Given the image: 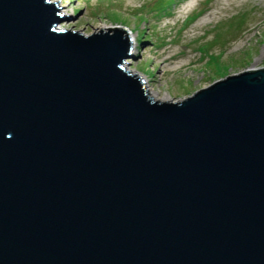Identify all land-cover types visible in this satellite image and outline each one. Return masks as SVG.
I'll use <instances>...</instances> for the list:
<instances>
[{"label":"water","instance_id":"95a60500","mask_svg":"<svg viewBox=\"0 0 264 264\" xmlns=\"http://www.w3.org/2000/svg\"><path fill=\"white\" fill-rule=\"evenodd\" d=\"M59 7L0 0V264H264V65L157 102Z\"/></svg>","mask_w":264,"mask_h":264},{"label":"rangeland","instance_id":"374dc122","mask_svg":"<svg viewBox=\"0 0 264 264\" xmlns=\"http://www.w3.org/2000/svg\"><path fill=\"white\" fill-rule=\"evenodd\" d=\"M58 1L65 15L80 10L59 22L60 30L87 35L110 24L133 37L129 54L137 57L122 63L158 96L168 95L157 102L184 99L225 75L264 65V0Z\"/></svg>","mask_w":264,"mask_h":264},{"label":"bare ground","instance_id":"6f19581e","mask_svg":"<svg viewBox=\"0 0 264 264\" xmlns=\"http://www.w3.org/2000/svg\"><path fill=\"white\" fill-rule=\"evenodd\" d=\"M54 3H55V6L56 7H58V6H61V3H60V1H58V0H54ZM58 9V12L62 15H65L67 12H66V10H64V9H62V8H57ZM107 27H109V28H111L112 26L110 25V24H100V25H97L95 28H97V29H107ZM61 28V26H59V25H57L56 27H55V29H60ZM127 37H128V40H129V42H130V44H129V50H130V52H132V49H133V46H134V40H133V37H131L128 33H127ZM125 62L126 61H124L121 65L123 66V68L126 70V71H129L128 69H127V67H126V65H125ZM131 74H132V72H131ZM135 75L141 80V82H142V84H143V86L145 87V89L147 90V94H148V96L152 99V100H154V101H159V100H162V101H164V100H167V98H168V95L167 94H163V95H160V96H158L157 95V92L153 89V88H151V87H149L148 86V84L146 83V79H144L141 75H139V74H137V73H135Z\"/></svg>","mask_w":264,"mask_h":264}]
</instances>
